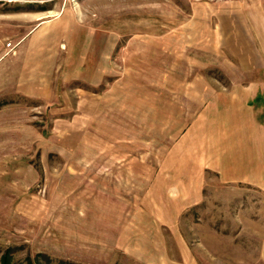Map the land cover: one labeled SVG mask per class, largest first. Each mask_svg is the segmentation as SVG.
Segmentation results:
<instances>
[{"label":"rangeland","instance_id":"374dc122","mask_svg":"<svg viewBox=\"0 0 264 264\" xmlns=\"http://www.w3.org/2000/svg\"><path fill=\"white\" fill-rule=\"evenodd\" d=\"M261 80L264 0H0V257L264 264L201 113Z\"/></svg>","mask_w":264,"mask_h":264},{"label":"crops","instance_id":"0c3cea01","mask_svg":"<svg viewBox=\"0 0 264 264\" xmlns=\"http://www.w3.org/2000/svg\"><path fill=\"white\" fill-rule=\"evenodd\" d=\"M255 84L264 88V80ZM236 86L249 87L252 82L240 81ZM204 102L202 116L219 117L216 146L212 141L207 160L215 168L218 183L231 187L232 198L240 202L244 210L239 215L248 216L250 228L261 232L258 245L264 246V224L256 217L264 213L258 206L260 200L264 207V94L212 95Z\"/></svg>","mask_w":264,"mask_h":264},{"label":"trees","instance_id":"16d2710c","mask_svg":"<svg viewBox=\"0 0 264 264\" xmlns=\"http://www.w3.org/2000/svg\"><path fill=\"white\" fill-rule=\"evenodd\" d=\"M0 264H15L11 260V256L7 252H4L3 255L0 257Z\"/></svg>","mask_w":264,"mask_h":264}]
</instances>
